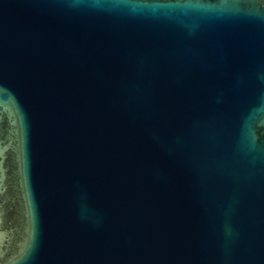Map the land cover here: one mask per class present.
<instances>
[{
	"label": "water",
	"instance_id": "water-1",
	"mask_svg": "<svg viewBox=\"0 0 264 264\" xmlns=\"http://www.w3.org/2000/svg\"><path fill=\"white\" fill-rule=\"evenodd\" d=\"M0 264H264V0H0Z\"/></svg>",
	"mask_w": 264,
	"mask_h": 264
}]
</instances>
